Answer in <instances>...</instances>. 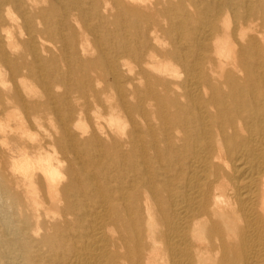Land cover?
<instances>
[{
  "label": "bare ground",
  "instance_id": "1",
  "mask_svg": "<svg viewBox=\"0 0 264 264\" xmlns=\"http://www.w3.org/2000/svg\"><path fill=\"white\" fill-rule=\"evenodd\" d=\"M0 264H264V0H0Z\"/></svg>",
  "mask_w": 264,
  "mask_h": 264
}]
</instances>
